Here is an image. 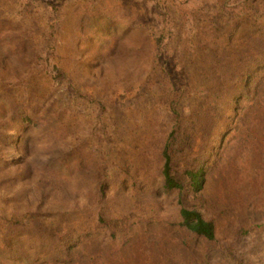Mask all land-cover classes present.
<instances>
[{
    "label": "rangeland",
    "instance_id": "1",
    "mask_svg": "<svg viewBox=\"0 0 264 264\" xmlns=\"http://www.w3.org/2000/svg\"><path fill=\"white\" fill-rule=\"evenodd\" d=\"M162 1L166 23L156 0H0V264L69 233L52 264H264V0ZM170 133L199 195L161 189Z\"/></svg>",
    "mask_w": 264,
    "mask_h": 264
},
{
    "label": "trees",
    "instance_id": "2",
    "mask_svg": "<svg viewBox=\"0 0 264 264\" xmlns=\"http://www.w3.org/2000/svg\"><path fill=\"white\" fill-rule=\"evenodd\" d=\"M33 1L36 0H25V3L31 5ZM182 3H186L188 0H179ZM155 12L159 15L160 19L166 23L169 21L170 16L166 11V6L162 0H156L155 2ZM162 40V37H157V43L159 44ZM237 78H234L236 82L234 85L238 87V82H242L238 78L240 76L246 77L245 72H238ZM64 77V74L56 70L55 78L60 79ZM233 84V83H232ZM215 86V85H214ZM223 88H221L222 91ZM219 92H216L217 97L214 98V101L210 102L209 105L212 106V112L210 116H215L218 113V104L225 103L228 105L233 102V106L229 108L225 106L224 110L218 114V116H224L225 121L230 123L232 117L235 115L236 103L234 99H231V102H225L218 96ZM220 99V101H219ZM171 111H175L173 103H171ZM21 120L29 122L28 117H21ZM218 138L224 136L225 130L218 129L216 132ZM187 142L183 134H178L174 136L173 133H170L168 139L164 143L161 149L162 164H161V189L165 194L177 190L179 193L189 192L194 196L199 195L204 187L206 181V163L203 160V156L196 157L194 161L185 162L186 165L182 168L179 167L178 162L181 160V157L184 156L185 147ZM180 158V159H179ZM181 203V202H179ZM179 216H180V225L186 228L188 231L193 233L196 236H202L207 240H213L215 238V224L213 219H206L202 212L196 208H187L182 205L179 207ZM101 219V216L98 217ZM81 235L76 234H67L66 239L61 244H51L49 246L42 244L40 246V252L38 250L39 256H36L33 260L27 261L26 264H42L41 260L44 262H50L49 257H56L59 255L69 256V252L72 251L73 247L77 245V242L80 241Z\"/></svg>",
    "mask_w": 264,
    "mask_h": 264
}]
</instances>
